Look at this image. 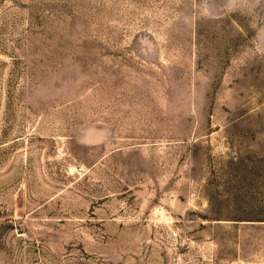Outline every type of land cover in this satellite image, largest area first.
I'll return each mask as SVG.
<instances>
[{
	"label": "rangeland",
	"instance_id": "obj_1",
	"mask_svg": "<svg viewBox=\"0 0 264 264\" xmlns=\"http://www.w3.org/2000/svg\"><path fill=\"white\" fill-rule=\"evenodd\" d=\"M0 264H264V0H0Z\"/></svg>",
	"mask_w": 264,
	"mask_h": 264
}]
</instances>
